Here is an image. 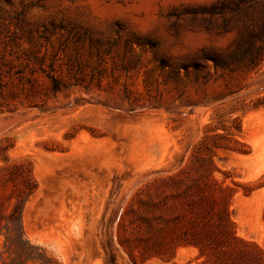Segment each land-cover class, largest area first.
Wrapping results in <instances>:
<instances>
[{
	"label": "rangeland",
	"instance_id": "obj_1",
	"mask_svg": "<svg viewBox=\"0 0 264 264\" xmlns=\"http://www.w3.org/2000/svg\"><path fill=\"white\" fill-rule=\"evenodd\" d=\"M0 121V264H264V0H0Z\"/></svg>",
	"mask_w": 264,
	"mask_h": 264
},
{
	"label": "trees",
	"instance_id": "obj_2",
	"mask_svg": "<svg viewBox=\"0 0 264 264\" xmlns=\"http://www.w3.org/2000/svg\"><path fill=\"white\" fill-rule=\"evenodd\" d=\"M17 237H18V241L22 243V247L18 251H15V256L11 257L10 261L12 264H19L18 261L21 260L22 258L23 261L25 260L23 263H26L30 258H32L29 257V247L31 245L28 240H25V242H23V237H24L23 232L18 234ZM39 256H40L39 260H41V264H53L52 262L56 264H60L57 262V260L54 257L47 256L45 252ZM45 261L47 263H44Z\"/></svg>",
	"mask_w": 264,
	"mask_h": 264
},
{
	"label": "bare ground",
	"instance_id": "obj_3",
	"mask_svg": "<svg viewBox=\"0 0 264 264\" xmlns=\"http://www.w3.org/2000/svg\"><path fill=\"white\" fill-rule=\"evenodd\" d=\"M10 123H12V122H9V124H10ZM6 126H7V124L5 125L3 122L0 121V128H2V127H6Z\"/></svg>",
	"mask_w": 264,
	"mask_h": 264
}]
</instances>
